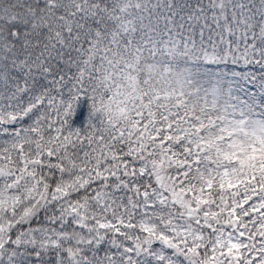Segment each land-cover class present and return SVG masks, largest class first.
Listing matches in <instances>:
<instances>
[{
    "label": "snow or ice",
    "instance_id": "6c2138e0",
    "mask_svg": "<svg viewBox=\"0 0 264 264\" xmlns=\"http://www.w3.org/2000/svg\"><path fill=\"white\" fill-rule=\"evenodd\" d=\"M0 264H264V0H0Z\"/></svg>",
    "mask_w": 264,
    "mask_h": 264
}]
</instances>
